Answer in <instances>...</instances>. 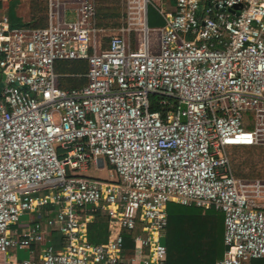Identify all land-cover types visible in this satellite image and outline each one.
<instances>
[{"label":"built area","instance_id":"1","mask_svg":"<svg viewBox=\"0 0 264 264\" xmlns=\"http://www.w3.org/2000/svg\"><path fill=\"white\" fill-rule=\"evenodd\" d=\"M47 1L45 27L0 17L2 264H168L171 202L224 213L216 264L264 259V179L238 177L230 156L264 144V0H174L158 28L154 0H124L113 30L98 0ZM65 60L88 62L85 84L60 85ZM106 160L108 179L80 172Z\"/></svg>","mask_w":264,"mask_h":264},{"label":"trees","instance_id":"2","mask_svg":"<svg viewBox=\"0 0 264 264\" xmlns=\"http://www.w3.org/2000/svg\"><path fill=\"white\" fill-rule=\"evenodd\" d=\"M114 1L99 0L97 7L99 12V25H105L107 27H116L119 25L120 18L117 12H115L116 9H111L114 6ZM117 8L119 7L117 6ZM44 14H46L45 1H34L33 18L31 21L19 23L12 21L11 26L41 27L44 25ZM73 63L69 67L71 74H67L70 78L69 81L60 80V85L63 88L79 87L87 82V79L82 75L88 71V62L86 60H77ZM158 108L165 113L169 107ZM244 153H248L245 163L251 164V171L248 173L244 172L247 165L240 166L235 163L236 158L234 155L240 154V156H243ZM230 156L235 174L238 177L264 179V144L234 145L230 148ZM256 156H262V158L256 161ZM168 210L169 225L166 236L163 238V242L168 248V264H216L224 256L226 245L224 242L225 215L223 212L212 208L198 207L196 205H182L176 202H171ZM138 232L139 228L125 231V235L127 236L126 245L128 247L132 246L131 240ZM107 237V218L104 215L98 214L95 221L90 225V239L94 242L101 243ZM57 238L58 235L56 234L55 239ZM35 248L39 253V246H35ZM19 253L21 259L29 255L27 250H20Z\"/></svg>","mask_w":264,"mask_h":264},{"label":"crops","instance_id":"3","mask_svg":"<svg viewBox=\"0 0 264 264\" xmlns=\"http://www.w3.org/2000/svg\"><path fill=\"white\" fill-rule=\"evenodd\" d=\"M34 1H38V2L39 1H45L46 14H44V16H45L44 21H43L44 25L41 26V27H45L48 25V21H49L48 20L49 6H48L47 0H3V1H0V17L7 16L9 18L10 22L14 21L17 23L31 21V19L33 18V2ZM98 4H99V0H98ZM113 5H114L113 7H115V8L111 7V9L117 10V6H118L122 10V15L120 17L121 19H120L118 26H116V27H107L105 25L102 26V27L108 28L110 30L117 29L126 23L125 1L124 0H115ZM97 7H98V5H97ZM116 10H115V12H116ZM175 10H176V5H175L174 0H154L153 4H150L149 10H148V18L147 19H148L149 26L152 28H158V27L164 26L166 24V20H167L166 13L167 14L168 13H174ZM97 11H98V8H97ZM98 16H99V14L97 12V22H98V18H99ZM99 26H101V25H99ZM153 35L155 37L156 42L158 43L159 32L156 31V32H154ZM84 75H82V76H84ZM84 77L86 78V76H84ZM92 164L96 165V167L98 169L104 168L103 162H99L98 165L95 163H92ZM88 168H84V169L80 170V172L81 173L87 172L90 169V168L89 169ZM100 178L101 179H108L109 176L100 177ZM221 215L223 216L222 213H221ZM24 219L26 221L29 220V216H26ZM220 223H221V221H220ZM222 226H223V221H222ZM3 256L4 255H2L0 253V264H2ZM19 257H20V253H19ZM254 264H264V259L255 261Z\"/></svg>","mask_w":264,"mask_h":264},{"label":"rangeland","instance_id":"4","mask_svg":"<svg viewBox=\"0 0 264 264\" xmlns=\"http://www.w3.org/2000/svg\"><path fill=\"white\" fill-rule=\"evenodd\" d=\"M116 12L118 14V17L120 18L122 15V10L120 8H117ZM74 61H77V60L58 61L56 63L57 71L61 74H64V75H67V74L70 75L71 69H69V67H71L74 64L73 63ZM61 79H62V81L66 80V82H68L70 78H69V76H63V77H61ZM245 119L246 120L244 123V128L252 130V128H253V126H252L253 125V114L251 112H247L245 114ZM239 152H241V151H239ZM247 155H248V153H244L243 156H240V154L234 155V157L236 158L235 163L239 164L240 166H242V165L246 166L247 165V168H245V170H244V172H246V173L251 171V164L245 163V161L247 159ZM261 158H262V156H260V157L256 156L255 160L259 161ZM88 167L90 169L88 168L89 170L87 172H82V174L85 176H90V177H95V178L107 177L110 175V172H111V166L109 165V162L107 160L104 164L103 169H98L96 167V165H93V164H90ZM115 180H118V179H115Z\"/></svg>","mask_w":264,"mask_h":264},{"label":"water","instance_id":"5","mask_svg":"<svg viewBox=\"0 0 264 264\" xmlns=\"http://www.w3.org/2000/svg\"><path fill=\"white\" fill-rule=\"evenodd\" d=\"M236 8H238V6H236ZM233 11H235V10L233 9ZM184 108H185V105H182L181 106V110L184 109ZM182 119L185 120V117H182Z\"/></svg>","mask_w":264,"mask_h":264},{"label":"bare ground","instance_id":"6","mask_svg":"<svg viewBox=\"0 0 264 264\" xmlns=\"http://www.w3.org/2000/svg\"><path fill=\"white\" fill-rule=\"evenodd\" d=\"M139 37H141V34H139ZM160 41V33H159V36H158V43Z\"/></svg>","mask_w":264,"mask_h":264}]
</instances>
